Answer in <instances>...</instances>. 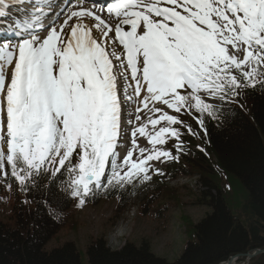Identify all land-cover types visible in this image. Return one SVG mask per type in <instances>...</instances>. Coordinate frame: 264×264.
<instances>
[{"label":"snow or ice","instance_id":"obj_1","mask_svg":"<svg viewBox=\"0 0 264 264\" xmlns=\"http://www.w3.org/2000/svg\"><path fill=\"white\" fill-rule=\"evenodd\" d=\"M18 2L37 5L3 23L17 0H0V175L19 185L59 182L82 204L147 181L150 162L183 151L162 147L180 140L182 110L195 109L206 134L203 116L221 109L205 95L230 103L264 86V0Z\"/></svg>","mask_w":264,"mask_h":264},{"label":"trees","instance_id":"obj_2","mask_svg":"<svg viewBox=\"0 0 264 264\" xmlns=\"http://www.w3.org/2000/svg\"><path fill=\"white\" fill-rule=\"evenodd\" d=\"M207 121L217 167L235 185L241 203L226 206L227 196L211 183L218 180L212 164L201 152H194L195 156H187L184 164H193L208 178L209 189L201 201L209 211L190 225V241L180 256L174 261L158 257L144 242L110 249L106 241L98 239L87 247L88 264H217L235 253L264 248V86L242 88L215 118ZM49 184L45 179L36 190L15 196L17 210L30 213L18 212L17 219L13 215V224L0 221V264H81L71 243L44 251L47 235L55 226L52 219L59 214L58 203L67 199L58 191L59 182L51 189ZM254 263L264 264V255Z\"/></svg>","mask_w":264,"mask_h":264},{"label":"rangeland","instance_id":"obj_3","mask_svg":"<svg viewBox=\"0 0 264 264\" xmlns=\"http://www.w3.org/2000/svg\"><path fill=\"white\" fill-rule=\"evenodd\" d=\"M207 100L218 102L217 99ZM142 141L143 136L138 138V145ZM145 142L144 139L142 145L145 146ZM191 144L200 146L197 141ZM209 157L212 158L213 155L209 154ZM153 164L162 166V169L169 166L163 158L160 161H153ZM201 177L197 173L179 174L175 179L165 183L167 190L163 196L162 190L155 189L158 183L152 181L151 185L140 189L136 197L124 202L120 207V201L116 198L104 199L91 205L87 203L79 205L76 202L71 205L70 201L59 202V209H63L65 213L68 211L67 218L63 217V213L62 218L52 219L55 220V226L47 235L49 238L51 236V240L44 249L49 251L71 242L79 253L81 264H88L87 245L97 239L106 241L111 249H118L126 243L138 246L144 242L154 255L174 261L186 244L182 217L187 218L188 222L195 223L209 211L205 205L197 201L199 192L204 189L199 184ZM0 203H4L0 204V220L10 222L7 212L11 201L5 198L0 200ZM4 206L8 208L4 209ZM155 210H158L157 215L154 213Z\"/></svg>","mask_w":264,"mask_h":264},{"label":"water","instance_id":"obj_4","mask_svg":"<svg viewBox=\"0 0 264 264\" xmlns=\"http://www.w3.org/2000/svg\"><path fill=\"white\" fill-rule=\"evenodd\" d=\"M261 252H264V251H257L255 254H259V253H261ZM230 264V263H229Z\"/></svg>","mask_w":264,"mask_h":264}]
</instances>
